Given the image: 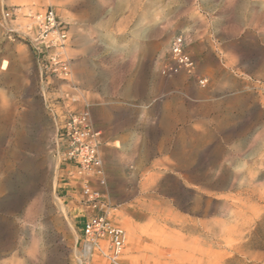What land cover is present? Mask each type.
<instances>
[{
  "label": "rangeland",
  "instance_id": "rangeland-1",
  "mask_svg": "<svg viewBox=\"0 0 264 264\" xmlns=\"http://www.w3.org/2000/svg\"><path fill=\"white\" fill-rule=\"evenodd\" d=\"M49 6L67 81L0 32V264H105L82 250L85 183L126 233L122 264H264V0H0L23 25ZM176 37L193 73L168 72ZM79 111L100 175L56 143Z\"/></svg>",
  "mask_w": 264,
  "mask_h": 264
},
{
  "label": "built area",
  "instance_id": "built-area-1",
  "mask_svg": "<svg viewBox=\"0 0 264 264\" xmlns=\"http://www.w3.org/2000/svg\"><path fill=\"white\" fill-rule=\"evenodd\" d=\"M25 24L18 22L19 8H3L0 12V32L9 41H23L36 58L41 75L46 82L54 79L67 81L70 63L63 51L69 40L68 24L60 20L53 7L41 12L28 11ZM172 64L168 72L184 70L193 73L191 58L184 52L183 40L176 37L170 46ZM203 80H200L202 84ZM100 131L93 128L87 111L70 112L62 122L56 136L62 159L71 164L78 175L93 171L102 174L101 159L98 154ZM81 202L92 212L82 225V250L99 252L105 264H122L120 258L125 249L126 233L108 218L107 204L100 191L84 184L81 188ZM107 244V253L99 250V242Z\"/></svg>",
  "mask_w": 264,
  "mask_h": 264
},
{
  "label": "bare ground",
  "instance_id": "bare-ground-1",
  "mask_svg": "<svg viewBox=\"0 0 264 264\" xmlns=\"http://www.w3.org/2000/svg\"><path fill=\"white\" fill-rule=\"evenodd\" d=\"M19 12H20V9H19ZM20 15V14H19ZM4 64V63H3ZM2 64V65H3ZM1 67V66H0ZM4 69V66H2L1 67V70H3ZM81 73L84 75V72L83 71H81L80 72V70L77 72V75L78 76H81ZM203 83H204V80H203V82H202V85H203ZM257 136V135H256ZM261 137V136H260ZM256 139V138H255ZM197 147V146H196ZM194 148V147H193ZM198 153V152H197ZM196 154V153H195ZM225 157V156H224ZM220 166V165H219ZM187 168V167H186ZM187 170V169H186ZM192 170V169H191ZM192 172V171H191ZM191 172L190 171H188V173L187 174H191ZM217 175V174H216ZM226 201V200H225ZM233 211V210H232ZM231 213V212H230ZM130 236V235H129ZM99 244H100V246H99V250H100V252H102V253H106V250H107V244L106 243H104L103 241H100L99 242ZM90 250L87 248V249H85V251H84V255L86 256V257H91L92 258V256L90 255ZM99 253V252H98ZM92 254H94V252L92 253ZM100 254V253H99ZM120 262H121V258H120ZM122 263V262H121Z\"/></svg>",
  "mask_w": 264,
  "mask_h": 264
},
{
  "label": "crops",
  "instance_id": "crops-1",
  "mask_svg": "<svg viewBox=\"0 0 264 264\" xmlns=\"http://www.w3.org/2000/svg\"><path fill=\"white\" fill-rule=\"evenodd\" d=\"M151 64H152V62H150ZM90 79V78H89ZM92 83H93V85H94V87H93V89L90 91L92 94H97V95H99L100 94V90H99V88H98V81H97V79L96 78H93V80H92ZM93 111H94V109H92Z\"/></svg>",
  "mask_w": 264,
  "mask_h": 264
}]
</instances>
